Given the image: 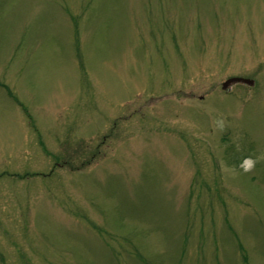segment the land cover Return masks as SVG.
I'll return each instance as SVG.
<instances>
[{
    "label": "rangeland",
    "instance_id": "1",
    "mask_svg": "<svg viewBox=\"0 0 264 264\" xmlns=\"http://www.w3.org/2000/svg\"><path fill=\"white\" fill-rule=\"evenodd\" d=\"M0 264H264V0H0Z\"/></svg>",
    "mask_w": 264,
    "mask_h": 264
},
{
    "label": "water",
    "instance_id": "2",
    "mask_svg": "<svg viewBox=\"0 0 264 264\" xmlns=\"http://www.w3.org/2000/svg\"><path fill=\"white\" fill-rule=\"evenodd\" d=\"M235 84H242V85L252 87L253 81L248 80V79H242V78H231V79L226 80L224 83H222L221 89L226 90L227 88Z\"/></svg>",
    "mask_w": 264,
    "mask_h": 264
}]
</instances>
